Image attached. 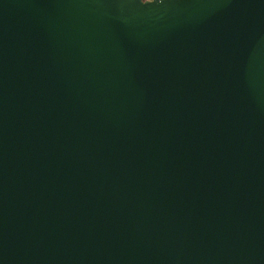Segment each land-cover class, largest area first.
I'll list each match as a JSON object with an SVG mask.
<instances>
[{"label":"water","instance_id":"1","mask_svg":"<svg viewBox=\"0 0 264 264\" xmlns=\"http://www.w3.org/2000/svg\"><path fill=\"white\" fill-rule=\"evenodd\" d=\"M0 264H264V0H0Z\"/></svg>","mask_w":264,"mask_h":264}]
</instances>
